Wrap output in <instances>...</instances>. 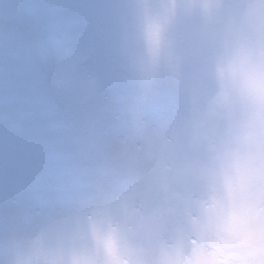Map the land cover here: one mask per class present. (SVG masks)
<instances>
[{
    "label": "clouds",
    "instance_id": "9594fccd",
    "mask_svg": "<svg viewBox=\"0 0 264 264\" xmlns=\"http://www.w3.org/2000/svg\"><path fill=\"white\" fill-rule=\"evenodd\" d=\"M94 2L118 22L122 37H132L131 55L120 44L114 52L120 110L113 115L132 135L155 129L157 153L172 139L167 116L179 112L194 123L170 154L166 174L154 180L150 201H136L135 213L105 226L103 236L112 239L94 245L87 264H264V0ZM146 9L162 26L151 72L143 68L139 38ZM213 35L228 38L224 74L202 86L193 113L188 89L200 84ZM6 203L0 183V212ZM8 228L0 215V238ZM11 261L12 250L0 243V264Z\"/></svg>",
    "mask_w": 264,
    "mask_h": 264
},
{
    "label": "snow or ice",
    "instance_id": "6c2138e0",
    "mask_svg": "<svg viewBox=\"0 0 264 264\" xmlns=\"http://www.w3.org/2000/svg\"><path fill=\"white\" fill-rule=\"evenodd\" d=\"M161 33L146 9L139 38L148 72L159 64ZM131 40L108 16L78 27L53 21L47 6L0 0V145L19 161L4 182L0 212L9 224L0 243L12 250L11 264H87L93 246L112 239L103 236L105 226L135 213L136 201H150L154 180L166 174L194 123L179 112L167 116L172 139L157 153L155 129L132 135L113 115L120 110L114 52L120 44L131 55ZM207 44L200 84L188 89L193 113L202 86L223 77L228 55L227 36H210ZM136 119L143 126L139 110ZM226 183L231 191L232 179Z\"/></svg>",
    "mask_w": 264,
    "mask_h": 264
},
{
    "label": "rangeland",
    "instance_id": "374dc122",
    "mask_svg": "<svg viewBox=\"0 0 264 264\" xmlns=\"http://www.w3.org/2000/svg\"><path fill=\"white\" fill-rule=\"evenodd\" d=\"M61 4V7H50L51 3ZM6 5L47 6L53 21L57 19L71 21L78 27H95L105 20L107 14L104 6L94 0H4ZM19 171V161L3 145H0V183L16 175Z\"/></svg>",
    "mask_w": 264,
    "mask_h": 264
}]
</instances>
